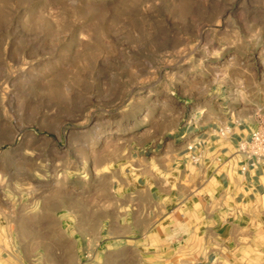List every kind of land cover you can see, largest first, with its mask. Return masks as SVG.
I'll return each mask as SVG.
<instances>
[{"label":"rangeland","instance_id":"374dc122","mask_svg":"<svg viewBox=\"0 0 264 264\" xmlns=\"http://www.w3.org/2000/svg\"><path fill=\"white\" fill-rule=\"evenodd\" d=\"M261 130L264 0H0V264H264Z\"/></svg>","mask_w":264,"mask_h":264},{"label":"built area","instance_id":"2783aa9c","mask_svg":"<svg viewBox=\"0 0 264 264\" xmlns=\"http://www.w3.org/2000/svg\"><path fill=\"white\" fill-rule=\"evenodd\" d=\"M240 147L241 149H246L247 145L242 143L240 144ZM251 147L252 150H249L248 152V154H250L249 157H256L258 160L264 158V131L261 130L254 132ZM190 148L192 147L190 146Z\"/></svg>","mask_w":264,"mask_h":264},{"label":"crops","instance_id":"0c3cea01","mask_svg":"<svg viewBox=\"0 0 264 264\" xmlns=\"http://www.w3.org/2000/svg\"><path fill=\"white\" fill-rule=\"evenodd\" d=\"M259 167V165L258 166H256V168H258ZM256 170V169H255ZM253 184V183H252ZM258 184V183H257Z\"/></svg>","mask_w":264,"mask_h":264}]
</instances>
